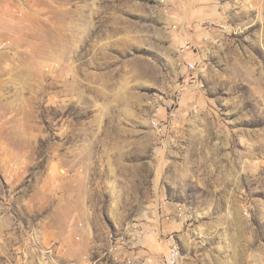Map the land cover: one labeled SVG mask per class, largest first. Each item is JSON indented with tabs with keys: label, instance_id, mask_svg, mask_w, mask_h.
Returning a JSON list of instances; mask_svg holds the SVG:
<instances>
[{
	"label": "rangeland",
	"instance_id": "obj_1",
	"mask_svg": "<svg viewBox=\"0 0 264 264\" xmlns=\"http://www.w3.org/2000/svg\"><path fill=\"white\" fill-rule=\"evenodd\" d=\"M35 251L264 264V0H0V264Z\"/></svg>",
	"mask_w": 264,
	"mask_h": 264
},
{
	"label": "water",
	"instance_id": "obj_2",
	"mask_svg": "<svg viewBox=\"0 0 264 264\" xmlns=\"http://www.w3.org/2000/svg\"><path fill=\"white\" fill-rule=\"evenodd\" d=\"M35 258L38 264H46L37 251H35Z\"/></svg>",
	"mask_w": 264,
	"mask_h": 264
},
{
	"label": "built area",
	"instance_id": "obj_3",
	"mask_svg": "<svg viewBox=\"0 0 264 264\" xmlns=\"http://www.w3.org/2000/svg\"><path fill=\"white\" fill-rule=\"evenodd\" d=\"M187 49L185 47H181V52L185 53Z\"/></svg>",
	"mask_w": 264,
	"mask_h": 264
}]
</instances>
